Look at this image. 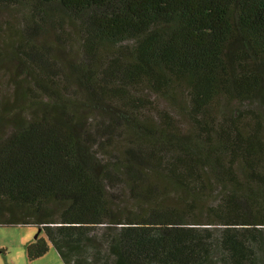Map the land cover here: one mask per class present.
I'll return each instance as SVG.
<instances>
[{
    "label": "trees",
    "instance_id": "obj_1",
    "mask_svg": "<svg viewBox=\"0 0 264 264\" xmlns=\"http://www.w3.org/2000/svg\"><path fill=\"white\" fill-rule=\"evenodd\" d=\"M9 7L27 13L15 69L0 56V225L41 228L27 258L264 264V0ZM57 18L75 58L45 39Z\"/></svg>",
    "mask_w": 264,
    "mask_h": 264
},
{
    "label": "rangeland",
    "instance_id": "obj_2",
    "mask_svg": "<svg viewBox=\"0 0 264 264\" xmlns=\"http://www.w3.org/2000/svg\"><path fill=\"white\" fill-rule=\"evenodd\" d=\"M26 13L27 10L22 7L0 8V56H4V66H8L10 71L15 69L17 63L11 54H7L10 47H6L5 41L7 36L19 30L21 20ZM57 20L61 23L59 27L62 31L65 29V32L63 31V35L59 38L52 33L47 34L45 39L54 44L56 54L63 59L75 58L79 55L78 34L72 24L66 25V20L63 22L59 18ZM56 41L58 44H55ZM8 77L9 74L4 70L0 71L1 89L11 98L13 87ZM37 235L43 234L41 228L35 225H0V264H65L52 245H49L48 251L41 257L34 260L27 258L26 247Z\"/></svg>",
    "mask_w": 264,
    "mask_h": 264
}]
</instances>
